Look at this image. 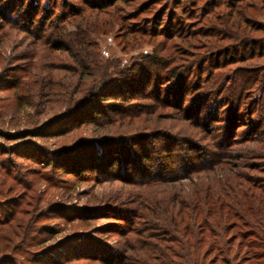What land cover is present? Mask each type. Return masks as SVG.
<instances>
[{"label":"trees","instance_id":"1","mask_svg":"<svg viewBox=\"0 0 264 264\" xmlns=\"http://www.w3.org/2000/svg\"><path fill=\"white\" fill-rule=\"evenodd\" d=\"M167 3L0 0L28 64L0 55V264H264V0ZM113 25L123 54L151 50L102 58L89 32ZM92 178L123 190L44 197ZM115 222L121 249L91 237Z\"/></svg>","mask_w":264,"mask_h":264},{"label":"rangeland","instance_id":"2","mask_svg":"<svg viewBox=\"0 0 264 264\" xmlns=\"http://www.w3.org/2000/svg\"><path fill=\"white\" fill-rule=\"evenodd\" d=\"M166 3L168 5H170L171 7L173 6V1L174 0H165ZM182 4V3H181ZM176 8V7H175ZM178 12H180V8H176ZM179 15V13H178ZM184 17V16H182ZM255 21L257 23H261L264 24V16L258 15L255 17ZM67 28L69 30L73 29V26H67ZM117 29V25H113L112 29H106L105 31L100 30H96L94 29L93 31L89 32V36L91 37L92 41L96 44V46L98 47V51L100 53V55L102 56V58H107V57H112V56H117L122 58L123 60L126 61H130L129 63L133 62V60H135L136 56L140 55L143 52H149L151 50V46L149 45H144L141 48L135 49L127 54H123L119 48L116 46V42H115V38H114V34L116 32ZM102 31V32H101ZM20 33L19 32H14L10 37H6L4 38L2 33H0V48L1 51L0 55L2 56V58H8L10 60V62L8 63L10 65L9 68H12L13 65H17L18 67H21L23 64L28 65L26 62H22V60H13L15 58L16 55H18V53L22 50L21 46H15L14 48H12L11 50V46L8 43V38L9 40H13L15 41L18 37H20ZM258 35H263L262 33L258 34ZM4 45V46H3ZM17 57V56H16ZM33 61L32 63H29V67L31 69V72L34 73V71L37 68V62L38 60H36L35 58H32ZM14 63V64H13ZM251 63L254 66H264V57L257 59L254 58L253 60H251ZM41 64V63H40ZM10 75H14V73L10 74V72H1L0 73V77H9ZM254 93L257 94V90L254 91ZM2 95V93H0V96ZM4 95V94H3ZM2 95V96H3ZM8 95V100H4L3 103H7V105L4 107L6 109L7 114L10 113L9 111L12 110V108H10L11 104L13 103V99L10 96V93L7 94ZM19 114H21V112H19ZM9 115V114H8ZM18 117H20V115H17ZM8 116H6L3 119H7ZM18 120V119H17ZM24 123V118H20V120L17 122V127H22ZM11 122L9 125H7V121L4 124V126L9 127V130L11 131L12 128H10ZM26 125V124H25ZM1 142V141H0ZM54 140H48V145H53ZM249 148L252 149L251 146H248ZM16 161H20V160H16ZM61 177H64L63 175ZM91 177V176H89ZM9 182L6 181V184H8ZM5 186V185H4ZM123 190V187L121 184H118L115 181H102V182H97L95 181L93 178L87 180L86 182L83 183H76V184H65V183H59L57 184V186L53 187V188H49L48 191H46L44 193V197L46 198V200L48 201V203H53L54 204H62L65 205L63 207V209L67 210V207L72 208L73 206H87V207H97L99 205L102 204H109L112 202L110 197L112 194L115 193V191L117 189H121ZM105 220L104 219H100L98 218L95 222H92L91 227L92 226H96L99 225L100 223H103ZM48 225H54L56 224L55 221L50 220L48 222H46ZM60 224H63L64 222H59ZM116 227H114L113 231L111 232H105L104 234L101 233H93L90 234L88 231V229H83L81 230V233H85L88 232V234L91 235V237H95L99 240H101L103 243H105L106 245H110L111 247H115L118 249H121V243L123 242V237L121 236V231L119 232H115L117 227L122 229L124 227V223L121 222H115ZM71 229V228H70ZM69 229V230H70ZM64 231V232H68ZM71 231H74V228L71 229ZM71 231H69L68 233H70ZM80 231V230H79ZM62 232V234L64 233ZM62 234H56V236L54 237V240L59 239ZM71 239H74L71 238ZM75 242V240H70ZM18 260H20V257H18ZM84 262H75V264H83ZM22 264H26L25 262ZM86 264H95V263H86Z\"/></svg>","mask_w":264,"mask_h":264}]
</instances>
